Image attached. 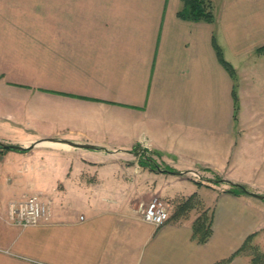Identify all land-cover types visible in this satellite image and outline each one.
<instances>
[{
    "label": "crops",
    "instance_id": "obj_1",
    "mask_svg": "<svg viewBox=\"0 0 264 264\" xmlns=\"http://www.w3.org/2000/svg\"><path fill=\"white\" fill-rule=\"evenodd\" d=\"M212 1L209 23L179 17L180 0H0V142L32 158L12 163L28 184L15 199L50 210L20 226L4 201L0 264H223L248 236L264 249V197L228 191L264 194V0ZM150 175L153 195L195 194L208 241L192 237L196 212L141 218Z\"/></svg>",
    "mask_w": 264,
    "mask_h": 264
},
{
    "label": "trees",
    "instance_id": "obj_2",
    "mask_svg": "<svg viewBox=\"0 0 264 264\" xmlns=\"http://www.w3.org/2000/svg\"><path fill=\"white\" fill-rule=\"evenodd\" d=\"M180 3L181 4L177 11V15L183 19L190 21H206L209 23L215 20V5L212 0H180ZM213 46L219 62L229 72L233 80H236V71L231 63L224 58L222 48L214 40ZM259 48H264V46ZM233 99L236 103L237 96L235 90H233ZM6 148L19 149L18 146H7ZM145 159L148 162H154V166H150L151 170L159 169V166L153 159L148 156H145ZM215 181L221 180L218 178ZM244 188H246V190ZM228 191L234 194L249 193L246 186L232 182H229ZM195 197V194H192L182 203L178 204L172 214V217L178 218L185 214L186 211L193 207ZM211 221L212 219L207 215L206 210H203L192 224V237L201 243L208 241L211 236ZM250 240L251 236H248L244 243L235 252H233L231 256L223 260L222 263H229L230 260L236 255H245L249 257L250 264H264V249H260L256 245L250 244Z\"/></svg>",
    "mask_w": 264,
    "mask_h": 264
},
{
    "label": "rangeland",
    "instance_id": "obj_3",
    "mask_svg": "<svg viewBox=\"0 0 264 264\" xmlns=\"http://www.w3.org/2000/svg\"><path fill=\"white\" fill-rule=\"evenodd\" d=\"M215 4V2H214ZM3 123L0 120V137H12V132L8 130V128H4ZM1 141V140H0ZM32 158H27L22 154V152L14 149H8V148H0V214L2 215L4 212V201L8 202L10 199H15L17 195H20L23 191H27L28 184L27 183H16L14 180V175L12 172V163L15 164V166L18 165V162H32ZM170 173H172L170 171ZM139 173H133L131 171V176H130V181L128 183H124L125 189L128 190L127 194H134L135 189H134V183L132 182L133 180L135 181L136 177L138 176ZM168 174V173H165ZM151 175L148 176V182L145 180V176H142L141 178V185L137 187V197L143 196L144 198L138 199V200H132V201H137V204L139 205L141 202L146 203L150 198L146 199V197H149L153 195V189L154 185L156 182L151 179ZM224 184V183H223ZM247 187L246 184H242ZM199 195V194H198ZM108 199L107 202H109V199H113L112 196H107L105 195ZM162 198V197H161ZM164 201H166L169 204V209L170 212L173 213L174 210L176 209V206L180 203H182L185 199H167L163 198ZM9 203V202H8ZM193 209V210H192ZM203 204L201 201H199L196 197L194 198V204L193 207H191L189 211L196 212L195 214H201L202 213ZM207 213V211H206ZM250 244H255L252 243V240H250Z\"/></svg>",
    "mask_w": 264,
    "mask_h": 264
},
{
    "label": "built area",
    "instance_id": "obj_4",
    "mask_svg": "<svg viewBox=\"0 0 264 264\" xmlns=\"http://www.w3.org/2000/svg\"><path fill=\"white\" fill-rule=\"evenodd\" d=\"M194 177H200L198 172H191ZM141 218L159 227L169 217V204L157 195L146 203L139 204ZM50 210L47 203L41 201L36 195H22L19 199H12L8 203V217L14 224L28 226L39 224L48 220Z\"/></svg>",
    "mask_w": 264,
    "mask_h": 264
},
{
    "label": "water",
    "instance_id": "obj_5",
    "mask_svg": "<svg viewBox=\"0 0 264 264\" xmlns=\"http://www.w3.org/2000/svg\"><path fill=\"white\" fill-rule=\"evenodd\" d=\"M0 146L6 148L7 146L14 147L15 145H13V144H6V143L0 142ZM83 146L84 147H91L90 145H87V144H85ZM244 189L246 190V188H244ZM250 193L253 194V195H255V196H257V197H264V194H258V193H254V192H250Z\"/></svg>",
    "mask_w": 264,
    "mask_h": 264
}]
</instances>
